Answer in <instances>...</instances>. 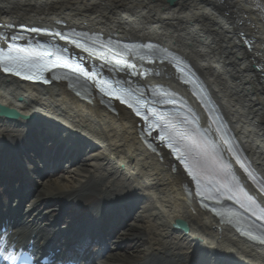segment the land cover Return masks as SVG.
I'll return each mask as SVG.
<instances>
[{"label": "bare ground", "instance_id": "6f19581e", "mask_svg": "<svg viewBox=\"0 0 264 264\" xmlns=\"http://www.w3.org/2000/svg\"><path fill=\"white\" fill-rule=\"evenodd\" d=\"M21 27L155 44L138 50L136 76L120 69V78L183 105L197 122L194 140L214 146L216 162L194 153L210 175L203 180L225 184L231 173L237 195L249 186L264 208V193L252 187L264 186V0H0V41L27 34ZM61 79L47 86L0 71V188L13 198L12 206L0 201V221L8 231L19 224L38 236L37 248L41 236L86 264L98 254L99 264H264V226L199 198L159 133L148 136L133 111L87 81ZM51 203H60L59 215L49 221L53 209L46 216L40 207ZM129 240L143 251L125 258L118 251Z\"/></svg>", "mask_w": 264, "mask_h": 264}, {"label": "snow or ice", "instance_id": "6c2138e0", "mask_svg": "<svg viewBox=\"0 0 264 264\" xmlns=\"http://www.w3.org/2000/svg\"><path fill=\"white\" fill-rule=\"evenodd\" d=\"M25 31L32 34L59 37L61 40H67L69 43H75L77 48H81L80 43L75 42L74 40H68L69 34L64 32H53L48 29L37 27H30L25 29ZM75 35L79 36L81 34L75 33ZM4 39L7 41V47H0V71H3L6 74L15 75L23 79L36 80L38 77L43 75L44 72L51 71L54 68L69 67L72 71H78L81 75L89 77V73L79 65L72 67L71 65L61 63L59 60L52 61L46 59L47 57L56 55V53L52 51V46L49 44L37 41L34 48L32 42L28 41V45L25 47L24 45L18 43L19 41L25 39V37L20 33H15L11 37L5 35ZM125 47L128 46L125 45ZM144 47L152 49L154 46L152 44H147L144 45ZM83 50L88 51L87 48H84ZM59 51L67 52L68 49L62 48L59 49ZM125 67L128 66L125 65ZM131 75L136 76L137 73L133 71L131 72ZM100 90L104 92L105 95H110V93L106 92L103 87H101ZM142 95L143 92H141V96ZM116 98L119 99V97ZM128 107L131 108L132 104H129ZM136 115L147 124L148 135L151 136L152 132L157 130L158 121L153 118L152 122L149 123V117L147 115H141L139 108L136 109ZM170 127L171 125L169 122L159 125V140L161 143H164L167 148L172 150L173 154L176 155V160L179 161L180 164L184 165L185 169L188 170V175L191 176L193 180H197L199 186L200 178L193 174V170H189L191 167L189 165V159L193 157V153H196L199 157L211 159L213 162H216L214 146L208 140L203 141L202 144L201 142L195 140L192 144H183L177 141V138L170 131ZM165 134L168 136L167 141L165 139ZM186 134L187 130L180 135L183 137ZM190 135L195 137V131H192ZM203 135L207 136V133H204ZM195 164L198 165L199 160H196ZM211 191L218 194V196H207L205 197L206 199H216L217 202H219V198L221 197L224 199H231L233 203L239 204V206L243 208L246 213L249 212L250 209L253 213L256 211L254 201H251L250 198L241 199L240 196L237 195V192L242 190L235 188L230 182H228L226 173L224 186L221 187L220 185L214 184ZM260 192L264 193V187L260 188ZM256 218L258 220H264V212L259 213Z\"/></svg>", "mask_w": 264, "mask_h": 264}, {"label": "rangeland", "instance_id": "374dc122", "mask_svg": "<svg viewBox=\"0 0 264 264\" xmlns=\"http://www.w3.org/2000/svg\"><path fill=\"white\" fill-rule=\"evenodd\" d=\"M58 172L60 174L62 173V171H58ZM54 180H55V178H54ZM59 204L51 203L50 207L47 210H46V205L44 207L42 206L41 207L42 209H40V210L42 211V213H44L47 216L49 213H52L51 210H49V209L50 208L53 209V213H52L53 215H52V217L51 218H48V220L50 221V220L56 219L58 217V215H59ZM68 210L69 209H67L66 212ZM47 211H50V212L49 213H46ZM77 213H76V215H77ZM73 216H74V214L71 215V216H67V220H65V222H67L68 226H71L72 225L71 223H73V222H71V220H74V219H72L71 217H73ZM75 219H78L79 221L83 220V219H81L80 215L77 216V217H75ZM141 231L142 230L139 228L138 232L141 233ZM138 232H136V233H138ZM127 237H129V239L131 238L130 236H127ZM127 237L125 239H128ZM141 243L138 242L137 240H133V242H131L129 240V241L123 243V245L121 246V249L118 251V253H120V255L121 254H124L123 257H125V258H128V256L132 258L134 254H137L138 255V253H140V252L143 251V245ZM129 253H131L132 255H129ZM123 261H124V258H122V260H121V258L120 259L117 258V262H120L121 263Z\"/></svg>", "mask_w": 264, "mask_h": 264}, {"label": "water", "instance_id": "95a60500", "mask_svg": "<svg viewBox=\"0 0 264 264\" xmlns=\"http://www.w3.org/2000/svg\"><path fill=\"white\" fill-rule=\"evenodd\" d=\"M183 231L187 232V230L183 229Z\"/></svg>", "mask_w": 264, "mask_h": 264}]
</instances>
